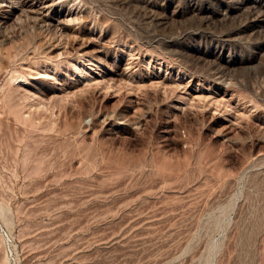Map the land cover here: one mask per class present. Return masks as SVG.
<instances>
[{"label": "rangeland", "instance_id": "374dc122", "mask_svg": "<svg viewBox=\"0 0 264 264\" xmlns=\"http://www.w3.org/2000/svg\"><path fill=\"white\" fill-rule=\"evenodd\" d=\"M0 264H264V0H0Z\"/></svg>", "mask_w": 264, "mask_h": 264}, {"label": "bare ground", "instance_id": "6f19581e", "mask_svg": "<svg viewBox=\"0 0 264 264\" xmlns=\"http://www.w3.org/2000/svg\"><path fill=\"white\" fill-rule=\"evenodd\" d=\"M43 23V22H42ZM15 79V78H14ZM18 79V78H17ZM16 80V79H15ZM25 80V79H24Z\"/></svg>", "mask_w": 264, "mask_h": 264}]
</instances>
